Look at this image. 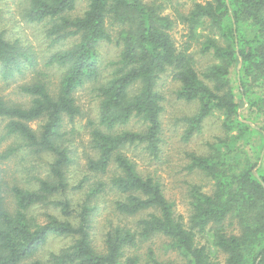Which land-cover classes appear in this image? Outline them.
<instances>
[{"label": "trees", "instance_id": "1", "mask_svg": "<svg viewBox=\"0 0 264 264\" xmlns=\"http://www.w3.org/2000/svg\"><path fill=\"white\" fill-rule=\"evenodd\" d=\"M23 1L27 22L46 21L51 44L68 45L45 62L60 70L55 89L36 78L18 86L29 97L26 105L0 97L1 139H13L0 160L20 151L21 159L48 157L43 177L11 187L13 210L5 204L0 183V264H173L160 261L151 248L138 252L140 243L156 235L168 239L166 247L184 264H264V0L196 1L187 13L177 14L189 38L205 27L217 35L201 43V53L215 60L201 73L188 45L178 49L170 35L174 21L163 10L174 0H87L80 15L71 14L79 0ZM102 42L118 47L106 75ZM35 65L19 40L0 30V79L7 83ZM167 71L177 82L176 98L197 103L181 119L183 139L189 141L216 114L223 132L207 143V151L189 155L187 169L200 171L213 188L207 193L198 184L190 186L186 221L160 180L142 173L124 152L141 146L158 158L164 96L157 84ZM86 83L95 84L98 108L85 166L107 176L92 182L74 208L67 190L75 158L63 127L65 118L72 122L80 114L74 92ZM131 121L138 129L126 127ZM86 179L72 187L81 188ZM106 190L115 193L114 208L121 215L138 217L132 226H109L98 248L90 236L96 207L91 198ZM41 205H51L58 215L47 212L38 218L33 210ZM49 235L67 237L70 243L44 261H27ZM217 252L224 255L222 262Z\"/></svg>", "mask_w": 264, "mask_h": 264}, {"label": "rangeland", "instance_id": "2", "mask_svg": "<svg viewBox=\"0 0 264 264\" xmlns=\"http://www.w3.org/2000/svg\"><path fill=\"white\" fill-rule=\"evenodd\" d=\"M149 2L150 0H143ZM205 2L206 0H174L168 5L163 14H167L174 25L170 29V35L178 49H184L188 45V52L192 53L195 59V68L199 73L204 71L207 66L215 62L210 53H201V43L206 36L212 35L217 38L214 32H210L208 27L198 29L195 38L188 36V27L177 17L179 12L187 13L194 2ZM23 0H0V30L4 31L10 39H18L19 45L28 54L34 56L35 68H27L22 74L17 73L7 83L0 79V97L6 101L27 104L29 97L24 96L18 90V86L32 79L40 78L46 80L50 89H55L58 84L60 70L54 66H46L47 58L52 53L63 49L67 42L51 44L50 38L46 35L48 23L45 22H27L23 16ZM87 0H79L72 15H80L86 8ZM67 44V45H66ZM118 47L114 43L102 42L99 45L101 55L102 75H106L111 69L108 62L116 58ZM233 78L234 75H231ZM164 96L163 111L161 113V151L157 159L147 154L141 146L128 147L124 150L127 157L132 159L137 168L144 174L156 176L162 183L165 196L173 201L176 213L183 216L184 221L189 213V189L193 184L201 186L202 191L210 193L213 188V182L204 176L200 171L187 169L191 153H204L208 150L209 142H212L217 135H223L220 121L221 117L217 114L209 116L199 133L192 136L189 141L183 139L184 123L181 121L183 116L191 115L196 109V102H186L176 98L175 89L177 82L172 78L171 72L167 71L161 75L157 84ZM96 87L94 83H86L83 87L74 92L76 103L80 107V114L72 122L65 118L63 130L65 139L74 154V162L68 170V182L70 188L67 195L71 199L72 207L77 208V203L82 201L87 193L88 187L96 179H106L105 174L94 175L86 170V156L92 155L90 147V129L91 122L97 119L98 98L96 96ZM4 121L0 122V153L3 152L13 141L12 138L1 139L3 134ZM38 121L30 122V126L36 128ZM129 129H138L139 124L131 121L127 126ZM251 151L256 152L254 145L250 146ZM248 149V150H250ZM20 151L18 154L8 159L0 160V183L2 184L5 204L9 210L14 208V199L10 191L13 185L26 186L34 184L36 177L45 175L44 159L27 156L21 159ZM84 176L87 179L82 182L81 188H73ZM116 198L114 192L106 190L98 197H92L91 203L95 204V209L91 214L90 236L92 243L100 248L102 245L103 232L112 225L127 224L132 226L135 217H126L121 215L115 208L113 200ZM47 212L58 215L56 209L51 205H41L35 207L33 213L38 218H42ZM236 230V229H235ZM234 230V231H235ZM201 243H206L205 238L198 239ZM168 239L156 235L146 242L138 245V252L144 254L147 248H151L157 258L163 262H172L173 264H184V260L173 251L166 247ZM70 243L69 238L62 236L49 235L47 240L37 250L32 259L44 261L51 252H57ZM208 244V243H207ZM216 259L224 260L221 252L216 253Z\"/></svg>", "mask_w": 264, "mask_h": 264}]
</instances>
